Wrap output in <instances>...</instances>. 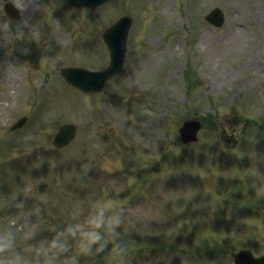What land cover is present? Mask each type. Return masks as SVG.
Listing matches in <instances>:
<instances>
[{"label":"rangeland","instance_id":"rangeland-1","mask_svg":"<svg viewBox=\"0 0 264 264\" xmlns=\"http://www.w3.org/2000/svg\"><path fill=\"white\" fill-rule=\"evenodd\" d=\"M8 1L20 8V19L5 12ZM216 6L226 13L220 27L204 19ZM72 8L69 0H0V228L15 214L21 223L26 217L40 222L43 230L37 240L51 237L48 228L65 225L74 206L86 215L91 201L111 198L148 210L146 221L134 217L120 229L127 228L128 233L146 223L144 231L134 234L144 236L156 251L145 248L132 234L125 242L117 237L127 247L124 257L109 242L102 250L104 258L98 253L82 256L81 264H231L235 247L224 245L232 241L253 244L264 252V195L258 192L262 177L254 172L264 166V152L252 151L255 141L264 150L260 137L264 134L260 125H264V0H111L95 10ZM123 14L135 20L127 65L103 93L86 97L88 103L58 73L67 60L59 62L53 54L76 58L79 38H88L76 59L90 63L99 57L96 63L106 65L102 33ZM17 31L28 40L18 46ZM25 48L29 52L25 67L31 63L28 72L33 75L28 78L48 76L52 82L31 92L39 106L37 115V105L26 102L27 90L21 84L27 75ZM193 78L198 83L195 89L190 86ZM117 82L123 89L114 90ZM250 114L251 121L260 124L250 125L246 121ZM23 115L29 117L28 127L8 132V126ZM189 119H201L203 127L200 140L185 145L179 127ZM67 121L78 124L77 138L56 150L50 140ZM241 140L246 144L237 155L244 145ZM45 146L49 151L38 150ZM241 157H249L254 169L251 164L236 167ZM6 165L14 174L9 175ZM222 171L230 190L226 196L238 183L242 211L250 213L238 221L243 228L238 234L226 231L212 217L228 218V211H239L235 205L225 210L235 202L224 204V195L215 193ZM12 178L17 179L14 186L6 181ZM255 182L257 187L252 186ZM17 186L23 188L22 195ZM205 190L209 199L202 197ZM245 191L251 195L248 201ZM254 196L260 200L254 201ZM201 197L209 215L197 211L200 218L193 230V220L185 214L195 213V201ZM33 209L39 210V217ZM176 224L186 229L175 230ZM178 245L188 252L179 256ZM208 255L223 262L211 261Z\"/></svg>","mask_w":264,"mask_h":264},{"label":"clouds","instance_id":"clouds-1","mask_svg":"<svg viewBox=\"0 0 264 264\" xmlns=\"http://www.w3.org/2000/svg\"><path fill=\"white\" fill-rule=\"evenodd\" d=\"M33 214L39 217V210L33 209ZM71 216L75 222L52 226L48 230L53 235L39 240L40 222L26 217L21 223L15 214L6 218L0 228V264H81L82 256L101 252L109 242L114 243L116 254L124 257L127 247L117 240L121 225L126 220L132 223L134 217L146 221L148 210L130 208L111 198L95 199L86 215L77 205Z\"/></svg>","mask_w":264,"mask_h":264},{"label":"water","instance_id":"water-1","mask_svg":"<svg viewBox=\"0 0 264 264\" xmlns=\"http://www.w3.org/2000/svg\"><path fill=\"white\" fill-rule=\"evenodd\" d=\"M102 1H104V0H71V2L77 6L87 4V5H91L93 7H95L96 5H98ZM127 24H129V18L125 17L109 33V34H113L115 31V32H118L120 34V38H119V39H121L120 45L125 44L127 31L129 28V25H127ZM117 56L118 55L113 51V63L109 69L102 71L101 73L98 74L101 78L104 79L105 77L112 75L115 71L120 70V68L122 67V61ZM198 128H199L198 123H185L184 127L181 129L184 140L189 141V140L196 139V132H197Z\"/></svg>","mask_w":264,"mask_h":264}]
</instances>
